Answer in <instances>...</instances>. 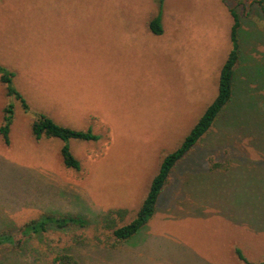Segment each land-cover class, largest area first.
Instances as JSON below:
<instances>
[{"label":"rangeland","instance_id":"374dc122","mask_svg":"<svg viewBox=\"0 0 264 264\" xmlns=\"http://www.w3.org/2000/svg\"><path fill=\"white\" fill-rule=\"evenodd\" d=\"M161 9L164 32L157 35L150 22ZM231 9L240 18L233 99L178 162L149 222L111 246L116 240L99 227L100 216L122 208L121 225L136 217L163 158L216 98L233 47ZM0 66L22 94L31 86L41 93L44 79L29 78L39 71L55 93L74 90L78 112L93 115V125L71 127L101 136L68 141L81 168L67 167L65 141L32 133L39 114L54 119L49 105L29 95L25 109L0 79V126L4 107L15 105L10 143L0 134V232L51 213L90 222L1 245L0 264H51L60 251L81 264H246L237 248L249 261H264L260 0H0ZM67 231L86 239L69 244Z\"/></svg>","mask_w":264,"mask_h":264},{"label":"trees","instance_id":"16d2710c","mask_svg":"<svg viewBox=\"0 0 264 264\" xmlns=\"http://www.w3.org/2000/svg\"><path fill=\"white\" fill-rule=\"evenodd\" d=\"M264 12V0H260ZM234 17V23L231 30L232 50L226 60L219 83V91L213 102L206 108L203 115L200 117L189 134L185 137L182 144L173 152L167 154L160 165L158 173L154 176L150 189L141 207L139 208L136 217L129 223L121 225L122 219L128 214L127 209H112L100 216L98 221L99 227L103 230L111 231L116 242L110 243L111 246H116L117 243H123L136 235L153 217L157 209L159 197L169 182L171 173L177 167L178 162L189 156L200 139L214 125L222 111L227 107L233 99L236 68L240 63V40L239 27L240 18L235 10L231 9ZM150 29L153 33L161 35L164 32L162 9L150 22ZM1 81L7 85V94L13 95L20 100L25 107L29 109V104L23 94L13 85V73L5 67L0 66ZM15 115L14 103L7 104L4 107L3 124L0 126V134L3 136L6 144H9L11 125ZM32 133L37 140L43 137L60 138L66 143L62 146L61 153L64 163L67 167L80 169L81 161L74 155L70 145L67 143L71 139L82 140H98L100 135L95 133L92 127L88 129H76L70 126H64L57 123L52 117L41 113L32 123ZM89 220L84 216L74 215H55L47 214L41 219H32L22 225L18 230H3L0 232L1 245H21L31 235H39L42 232L49 230V226H55L61 229H70L72 227L86 228L89 225ZM67 242L76 243L85 240L84 233L67 231ZM95 241L100 245L105 243L100 236L94 237ZM240 259L246 264H264L263 262L254 263L249 261L240 248L236 249ZM51 264H81L78 259L71 253L60 251L56 253Z\"/></svg>","mask_w":264,"mask_h":264},{"label":"crops","instance_id":"0c3cea01","mask_svg":"<svg viewBox=\"0 0 264 264\" xmlns=\"http://www.w3.org/2000/svg\"><path fill=\"white\" fill-rule=\"evenodd\" d=\"M55 36H57V34H55ZM49 37H51L49 35ZM64 37V36H62ZM45 73H43L42 71H39L37 73H30L29 74V78L34 82V79H44L43 82V87L42 86H38V90L41 91L40 94H38L37 91H34L33 86L30 87L29 91H25L23 96L25 97V99L27 100L29 106L31 107V102L30 100L32 98H34L35 100H39V101H45L49 106H47V111H51L52 115L54 116V119L58 120L59 123H61V125L64 126H91L92 124V117L93 115H91L89 112H78L79 111V107H78V98H75V92L74 90L71 89H67L66 91H60V87L58 89L59 93H55V88H52V84L48 83L50 81V79H48L47 77H45L44 75ZM80 89L78 88L77 90V95L79 93ZM36 93V95H33V93ZM30 95L32 98H30ZM84 95H86V93H81L80 97H83ZM37 96V97H36ZM62 107H64L65 109H62ZM177 168V167H176ZM175 168L173 169L170 179L173 176ZM169 179V180H170ZM169 183V182H168ZM167 183V185H168ZM166 185V187H167ZM164 188V190L162 191V193L168 189ZM161 193V194H162ZM185 197H187V195L185 194ZM135 240V241H134ZM132 240L130 243H128V245H134L136 246L137 241L136 239ZM139 240V238H138ZM126 242V241H125ZM132 242H134V244H131Z\"/></svg>","mask_w":264,"mask_h":264}]
</instances>
